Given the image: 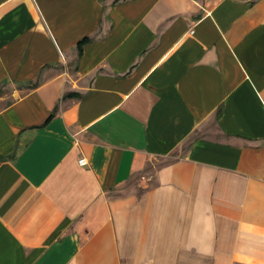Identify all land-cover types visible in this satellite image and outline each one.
Segmentation results:
<instances>
[{
	"label": "crops",
	"instance_id": "1",
	"mask_svg": "<svg viewBox=\"0 0 264 264\" xmlns=\"http://www.w3.org/2000/svg\"><path fill=\"white\" fill-rule=\"evenodd\" d=\"M0 264H264V0H0Z\"/></svg>",
	"mask_w": 264,
	"mask_h": 264
},
{
	"label": "built area",
	"instance_id": "2",
	"mask_svg": "<svg viewBox=\"0 0 264 264\" xmlns=\"http://www.w3.org/2000/svg\"><path fill=\"white\" fill-rule=\"evenodd\" d=\"M78 163H79L80 165H84V164H86V160H85V158H84V157H80V158L78 159Z\"/></svg>",
	"mask_w": 264,
	"mask_h": 264
}]
</instances>
